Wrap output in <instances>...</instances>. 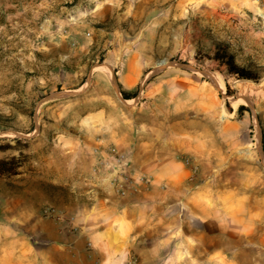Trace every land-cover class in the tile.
Returning a JSON list of instances; mask_svg holds the SVG:
<instances>
[{
	"label": "rangeland",
	"instance_id": "1",
	"mask_svg": "<svg viewBox=\"0 0 264 264\" xmlns=\"http://www.w3.org/2000/svg\"><path fill=\"white\" fill-rule=\"evenodd\" d=\"M130 48L149 74L183 71L216 90L235 109L234 166L262 169L253 148L240 144L264 141V0H0V158L22 161L16 175L0 176L3 213L38 202L75 206L103 138L100 75L116 76ZM222 48L257 79L227 74L212 58ZM241 104L248 109L238 113ZM232 177L250 206L249 233L234 237L233 261L264 264V173Z\"/></svg>",
	"mask_w": 264,
	"mask_h": 264
},
{
	"label": "crops",
	"instance_id": "2",
	"mask_svg": "<svg viewBox=\"0 0 264 264\" xmlns=\"http://www.w3.org/2000/svg\"><path fill=\"white\" fill-rule=\"evenodd\" d=\"M130 50L116 76L100 75L97 115L103 138L150 183L121 197L108 175L90 172L71 209L0 210V264H236L232 243L249 233L250 206L232 176L262 177L264 141L240 144L253 148L261 170L234 166L235 109L196 76L149 74ZM136 89L123 98L121 90Z\"/></svg>",
	"mask_w": 264,
	"mask_h": 264
},
{
	"label": "built area",
	"instance_id": "3",
	"mask_svg": "<svg viewBox=\"0 0 264 264\" xmlns=\"http://www.w3.org/2000/svg\"><path fill=\"white\" fill-rule=\"evenodd\" d=\"M92 157V171L108 175L114 191L121 197L136 191L139 185L147 186L150 183L149 176L135 172L128 157L114 143L104 138H98L95 142ZM47 212L51 213V209ZM128 264L140 263L133 257Z\"/></svg>",
	"mask_w": 264,
	"mask_h": 264
},
{
	"label": "trees",
	"instance_id": "4",
	"mask_svg": "<svg viewBox=\"0 0 264 264\" xmlns=\"http://www.w3.org/2000/svg\"><path fill=\"white\" fill-rule=\"evenodd\" d=\"M213 59L217 60L219 64L224 66L227 74L233 75L238 79H257V76L244 65H240L235 61L233 53L228 51L226 48L217 50L212 56ZM227 91H229V86L226 84ZM137 92V89L132 92H125L121 90L123 98L127 99L133 97ZM226 108L231 110L229 103H225ZM248 108L244 105H239L237 112L241 113L243 110ZM22 166V161L15 155L10 157L0 158V176H11L18 173V169Z\"/></svg>",
	"mask_w": 264,
	"mask_h": 264
},
{
	"label": "water",
	"instance_id": "5",
	"mask_svg": "<svg viewBox=\"0 0 264 264\" xmlns=\"http://www.w3.org/2000/svg\"><path fill=\"white\" fill-rule=\"evenodd\" d=\"M175 64L180 65V66H181V65H182V66H183V65H185V66H190V65H188V64H186V63H179V62H175ZM242 98H243V97H242Z\"/></svg>",
	"mask_w": 264,
	"mask_h": 264
},
{
	"label": "bare ground",
	"instance_id": "6",
	"mask_svg": "<svg viewBox=\"0 0 264 264\" xmlns=\"http://www.w3.org/2000/svg\"><path fill=\"white\" fill-rule=\"evenodd\" d=\"M219 84H220V86H223V83L221 82V80H219Z\"/></svg>",
	"mask_w": 264,
	"mask_h": 264
}]
</instances>
